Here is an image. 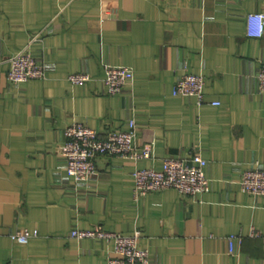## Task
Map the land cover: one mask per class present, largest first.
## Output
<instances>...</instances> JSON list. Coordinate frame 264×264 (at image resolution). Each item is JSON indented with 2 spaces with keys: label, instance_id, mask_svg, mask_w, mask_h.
Wrapping results in <instances>:
<instances>
[{
  "label": "crops",
  "instance_id": "obj_1",
  "mask_svg": "<svg viewBox=\"0 0 264 264\" xmlns=\"http://www.w3.org/2000/svg\"><path fill=\"white\" fill-rule=\"evenodd\" d=\"M253 12L264 0H0V54L28 48L46 68L17 84L0 64V264H107L113 241L71 233L96 226L141 231L151 264H264V197L241 188L245 170L264 169V34L247 35ZM103 62L134 68L120 95L108 93ZM185 72L206 77L203 104L173 95ZM80 73L91 81L68 80ZM132 118L153 157L101 154L90 180L69 176L58 151L66 126L105 136ZM194 151L208 162L209 192L134 196L137 168L162 170ZM20 229L39 235L15 242ZM236 234L238 258L227 241Z\"/></svg>",
  "mask_w": 264,
  "mask_h": 264
},
{
  "label": "built area",
  "instance_id": "obj_2",
  "mask_svg": "<svg viewBox=\"0 0 264 264\" xmlns=\"http://www.w3.org/2000/svg\"><path fill=\"white\" fill-rule=\"evenodd\" d=\"M246 26L247 35L262 37L264 12L249 13ZM5 62L10 65L8 78L11 82L19 84L27 83L31 79L45 78V64L40 63L28 48L22 49L9 58H4L0 54V64ZM103 68L105 84L110 95H120L125 87L135 80V70L132 66H118L103 62ZM257 76L259 90L264 93V64ZM68 80L76 85L87 84L91 81V76L86 73L71 74ZM205 84L206 77L203 74L185 72L176 81L173 95L195 97L198 104H203L206 101ZM219 104L220 101L212 102L214 106ZM64 134L65 142L58 147V151L66 161L69 176L79 183L97 175L96 160L101 154L119 155L132 161L150 159L154 155L152 143L142 147L136 144L138 130L134 118L128 122L126 130H109L105 136H101L99 131L83 123L66 126ZM163 163L162 170L137 168L133 172L135 197L139 198L170 188L177 190L180 195L192 197H198L210 191L211 180L206 174L208 162L200 151H194L189 156H170ZM241 188L248 194L264 197V169L260 166V162L241 174ZM71 233L78 239L94 238L113 241L114 254L108 258L107 264H151L149 252L138 247V240L142 235L139 230L135 235L128 236L96 226L84 230L74 227ZM38 235L37 229H20L13 233L12 239L15 242L28 243L31 238ZM227 241L229 254L238 258L241 254L242 236L230 235ZM5 264H12V262ZM236 264L243 263L237 260Z\"/></svg>",
  "mask_w": 264,
  "mask_h": 264
}]
</instances>
